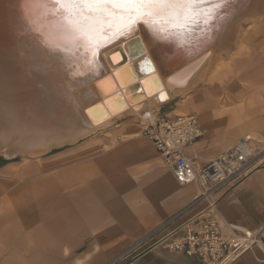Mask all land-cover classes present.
<instances>
[{"label": "crops", "instance_id": "crops-1", "mask_svg": "<svg viewBox=\"0 0 264 264\" xmlns=\"http://www.w3.org/2000/svg\"><path fill=\"white\" fill-rule=\"evenodd\" d=\"M262 29H251L244 41L254 53L246 74L234 70L241 51L234 48L231 80L224 61L206 82L156 113L155 121L165 114L198 116L205 135L184 149L198 166L246 135L264 141ZM148 123L126 118L39 156H0V264H201L159 244L205 215L207 202L198 200L196 182H178L143 136ZM254 140L249 173L216 188L212 198L225 225L255 233L264 227V149ZM143 244L149 245L140 249ZM233 264H264V254L254 248Z\"/></svg>", "mask_w": 264, "mask_h": 264}, {"label": "bare ground", "instance_id": "bare-ground-1", "mask_svg": "<svg viewBox=\"0 0 264 264\" xmlns=\"http://www.w3.org/2000/svg\"><path fill=\"white\" fill-rule=\"evenodd\" d=\"M33 10L31 6L28 7V18H32ZM19 12L26 15L23 0H0V104L6 111L17 114L8 127L0 129V154L8 158L17 155L39 156L57 146L74 143L106 130L126 118L154 123L161 105L187 95L206 82L204 80L213 67L219 68L221 63L224 64L225 56L231 55L232 48L242 39L247 25L254 28L263 23L264 0H249L247 6H237L228 20L211 34L210 40L189 50L158 45L141 25H137L134 33L101 49L97 74L91 78L87 75L78 77L83 82L72 80L69 69L63 63L44 59L34 46L23 42L16 24ZM137 35L141 38L154 72L164 85L168 98L165 103L160 101V93H147L143 86L145 78L137 74L135 82L144 96L131 101L132 95L126 94V89L118 82L117 72L111 69L107 56L113 54L116 47H124V42ZM137 63V60L128 59L126 65L136 71ZM182 74L188 75L181 78ZM70 82L75 89L71 94L67 91ZM114 95H120L126 102L121 111H111L104 103L106 98ZM99 102L103 104L107 115L101 121H94L86 110ZM251 136L246 135L243 139Z\"/></svg>", "mask_w": 264, "mask_h": 264}, {"label": "snow or ice", "instance_id": "snow-or-ice-1", "mask_svg": "<svg viewBox=\"0 0 264 264\" xmlns=\"http://www.w3.org/2000/svg\"><path fill=\"white\" fill-rule=\"evenodd\" d=\"M249 0H24L25 19L38 34L47 54L69 69L72 80L95 76L100 67L101 49L126 37L141 25L161 46L189 50L207 42L226 22L237 6ZM31 6L40 24L27 16ZM47 25V31L40 29ZM195 41V43H193ZM119 52L113 56H120ZM124 60L125 57L121 56ZM116 61L113 60V63ZM150 65V61H145ZM126 64V60H125ZM120 78L134 81L133 69L126 68ZM143 71V64L140 66ZM155 79L149 82L153 86ZM75 89L71 82L69 94ZM162 91V90H161ZM164 99L162 95L160 97ZM111 103V102H110ZM17 118L0 104V129Z\"/></svg>", "mask_w": 264, "mask_h": 264}, {"label": "built area", "instance_id": "built-area-1", "mask_svg": "<svg viewBox=\"0 0 264 264\" xmlns=\"http://www.w3.org/2000/svg\"><path fill=\"white\" fill-rule=\"evenodd\" d=\"M142 134L152 141L166 165L174 169L180 184H189L193 176L192 182L200 188L198 200L207 202L205 215L162 238L159 244L163 249L195 256L201 264H233L254 248L264 254V227L254 233L225 225L218 203L212 198L216 188L249 173L254 139L247 137L206 165L198 166L184 153L186 147L205 135L197 115H162L154 123L144 125Z\"/></svg>", "mask_w": 264, "mask_h": 264}, {"label": "water", "instance_id": "water-1", "mask_svg": "<svg viewBox=\"0 0 264 264\" xmlns=\"http://www.w3.org/2000/svg\"><path fill=\"white\" fill-rule=\"evenodd\" d=\"M15 19H16V17H15ZM18 19H19V21L16 24L18 25V29L22 35L23 42H25L26 45L31 44L32 46H34L36 48V50L41 54V56L44 59H53L47 54L46 49H44L42 47L41 41L38 37V34L31 29V27L28 23V20L25 19V15L19 12L18 13ZM29 19L34 20L36 22V24L41 23V21L37 19V14H36L35 9L33 10L32 18H29ZM40 30L42 32H46L47 31V25H45V27H42ZM22 51H23V47H22ZM114 51H115L114 53L119 52L121 55L120 56H113V54L110 53L107 56V58L109 57V60H110L109 63L111 65V69L117 72L116 77H117L120 85H122L121 87L126 89L127 95H132L130 98L131 101L140 100L144 96V94L139 91V88H140L139 84L135 82L136 74L139 75V77L145 78L143 81V84H144L143 86H144V89L146 87V91L148 94L153 95L156 93H160L158 96L160 101L164 102V103L166 101H168L167 95L164 91V85H163L159 75L154 72L155 70H154V67L152 65V62L149 59V57L147 56L146 49H145V47L141 41V38L138 35L128 39L126 42H124V47L118 46L114 49ZM22 54L24 55V52H22ZM25 55H26V53H25ZM121 56H124L125 59L122 60ZM128 59H130L131 61L137 60L138 63L135 67L136 71H134V69L130 65L125 64V60L127 63ZM113 60H115L116 62L113 63ZM145 61H150V65L147 63H144ZM121 64H125L126 68L133 69V75L135 77L134 81L125 82V80H122L120 78L121 72L124 71V68L121 67ZM141 64H143V71H141L140 67H139ZM181 71H184V70L182 69ZM187 75L182 74L181 78L186 77ZM153 78H156L155 83L153 86L150 87L149 82L153 81ZM162 95L165 97L164 99L160 98ZM104 103L109 108V110H111V111H117V109L119 111H121L126 106V102L121 98L120 95H114V96H111L109 98H106L104 100ZM86 112H87V115L94 121H101L107 115V113L103 107V104H101L100 102L92 105L89 108H87ZM63 146H65V145H63ZM63 146H61V147H63ZM61 147H56V148H54L48 152H52L53 150L59 149ZM0 156L5 158V159H15V158L20 157L21 155L20 156L17 155V156L12 157V158H8V157H5L3 155H0Z\"/></svg>", "mask_w": 264, "mask_h": 264}, {"label": "rangeland", "instance_id": "rangeland-1", "mask_svg": "<svg viewBox=\"0 0 264 264\" xmlns=\"http://www.w3.org/2000/svg\"><path fill=\"white\" fill-rule=\"evenodd\" d=\"M264 24V21H263V23H260L259 25H257V26H254V28H259V27H261L262 25ZM253 27H251L250 25H247L246 26V28H245V32H244V34H243V37H242V39H240V40H238L237 42H236V45H234V47L232 48L233 50H234V48H238V47H240V52H239V55L238 56H236V61H240L239 62V64H240V68H239V65L237 64L236 65V67L234 68V70H236L238 73H240L239 75H241V74H246L247 73V66H248V64H249V62L251 61V60H253V58H254V56H253V52H251V51H249L248 50V46L247 45H245L246 43L244 42L245 40H246V38L248 37V35L251 33V29H254ZM262 35L261 36H263L264 37V29H262ZM244 39V40H243ZM238 44H240V46H238ZM233 50L231 51V54H232V52H233ZM252 55V56H250L249 57V55ZM226 57H228V59L226 58ZM249 58L251 59V60H249ZM225 61H226V63L224 64V66H223V68H222V71H223V73L225 74V76H227V78H228V80H231V77H232V71H233V67H232V64H233V60H232V57H231V55H229V56H225ZM224 63V62H223ZM221 66H222V63H221ZM235 71V72H236ZM195 88H197V87H195ZM194 88V89H195ZM193 89V90H194ZM48 126H51L52 127V125H49L48 124ZM103 131V130H102ZM100 132V131H99ZM252 138H256L257 140H262V138H259V137H256V136H252ZM261 149H264V144H261V147H260ZM147 242H149V241H147ZM144 245V244H143ZM149 244H147V245H144L143 247L141 246V248L140 249H144V247H146V246H148ZM138 252H136V253H133L131 256H134V255H136Z\"/></svg>", "mask_w": 264, "mask_h": 264}]
</instances>
